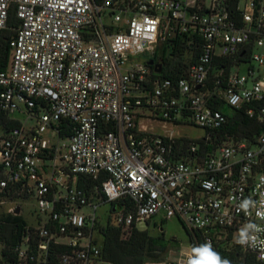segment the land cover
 Wrapping results in <instances>:
<instances>
[{
    "label": "built area",
    "instance_id": "built-area-1",
    "mask_svg": "<svg viewBox=\"0 0 264 264\" xmlns=\"http://www.w3.org/2000/svg\"><path fill=\"white\" fill-rule=\"evenodd\" d=\"M12 10L0 114L20 125L0 137V195L28 212L0 264H112L102 228L126 239L160 214L192 235L173 264L206 243L264 264V231L236 243L247 225L264 229V0H0V39ZM172 50L182 70L168 78ZM224 108L263 132H231ZM142 120L205 135H153Z\"/></svg>",
    "mask_w": 264,
    "mask_h": 264
},
{
    "label": "trees",
    "instance_id": "trees-1",
    "mask_svg": "<svg viewBox=\"0 0 264 264\" xmlns=\"http://www.w3.org/2000/svg\"><path fill=\"white\" fill-rule=\"evenodd\" d=\"M97 1V0H95ZM19 25L15 10H12L9 17V26L3 31L0 39V59L2 67L6 66L9 54V40L14 32L11 30ZM164 52L163 60L166 68L163 75L168 78L175 77L181 73L179 62L182 60V53L178 55L177 50ZM218 106V103L215 104ZM221 107V106H219ZM224 112L229 115L231 132H237L243 136H259L263 132V126L256 120L249 119L244 111L231 112L224 108ZM17 121H11L4 115L0 114V127L6 131L19 126ZM63 137L71 135L70 124L67 121L60 122ZM96 183L85 177L79 179V186L87 190L94 187ZM1 197V195H0ZM26 225V220L18 215L8 214L0 220V245H4V254L9 258L12 256V249L18 245L22 235L23 227ZM186 229V228H185ZM187 230V229H186ZM189 239L192 235L189 233ZM104 237V255L105 259L112 264H150L160 261L165 256L168 245L175 240H166L164 236L154 237L147 231H140L136 228L132 229L131 234L125 239L122 231L116 227L106 226L102 228ZM222 258L231 261V264H251L253 258L245 255L238 245L230 252L217 248L215 250Z\"/></svg>",
    "mask_w": 264,
    "mask_h": 264
},
{
    "label": "rangeland",
    "instance_id": "rangeland-1",
    "mask_svg": "<svg viewBox=\"0 0 264 264\" xmlns=\"http://www.w3.org/2000/svg\"><path fill=\"white\" fill-rule=\"evenodd\" d=\"M243 71L244 68H242V72ZM262 71H264V68ZM140 128L146 129L148 133L153 135L168 136L172 133L175 138L186 136L193 141H197L205 135L204 130L194 126L176 127L169 123L158 121L142 120L140 121ZM4 130L3 127H0V137L4 133ZM17 209H21V213L18 215L27 220L28 210L23 203L14 201L10 198L0 197V220L8 214L14 215ZM102 211L103 210L100 212ZM139 229L141 231H147L154 237L164 236L167 241L172 239L175 240L168 245V250L160 261L150 264H173L186 257L190 246L189 234L178 219L163 220V215L160 214L151 224H141ZM1 251L2 248L0 245V255Z\"/></svg>",
    "mask_w": 264,
    "mask_h": 264
},
{
    "label": "clouds",
    "instance_id": "clouds-1",
    "mask_svg": "<svg viewBox=\"0 0 264 264\" xmlns=\"http://www.w3.org/2000/svg\"><path fill=\"white\" fill-rule=\"evenodd\" d=\"M205 187H210L209 184H205ZM252 201L250 199H245L240 204V208L243 210L249 209L252 206ZM264 231V229L259 228L255 224H249L245 228H242L236 238V243L241 246H256L257 237L254 233ZM196 257L192 264H231V261L222 258L219 253H217L211 246L210 243L199 245L195 248Z\"/></svg>",
    "mask_w": 264,
    "mask_h": 264
},
{
    "label": "water",
    "instance_id": "water-1",
    "mask_svg": "<svg viewBox=\"0 0 264 264\" xmlns=\"http://www.w3.org/2000/svg\"><path fill=\"white\" fill-rule=\"evenodd\" d=\"M148 64L152 66L154 64V62L150 61ZM156 71L160 72V65L156 66ZM19 213H20V209H17L15 214L18 215Z\"/></svg>",
    "mask_w": 264,
    "mask_h": 264
}]
</instances>
